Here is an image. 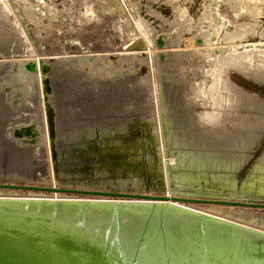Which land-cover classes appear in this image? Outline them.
Masks as SVG:
<instances>
[{
    "label": "rangeland",
    "instance_id": "obj_1",
    "mask_svg": "<svg viewBox=\"0 0 264 264\" xmlns=\"http://www.w3.org/2000/svg\"><path fill=\"white\" fill-rule=\"evenodd\" d=\"M232 1L0 0V85L15 63L32 61L27 63L38 72L32 75L31 85L23 81L30 88L23 95V110L0 104V121L7 130V125L36 119L46 131L42 151L38 145L25 148L12 140V154L0 153V184L38 185L29 180L35 178L58 189L171 197L166 188L167 166L175 165L177 159L167 157L168 144L177 151L188 140L192 145L188 146L199 151L207 143L215 144L210 142L216 141L214 138L224 143V136L244 134L251 136L245 142L233 139L229 146L222 144L229 147L225 151L230 156L239 157L232 167L212 164L202 170L193 167L195 163L184 168L172 166L173 192L219 189L220 193L226 190L264 197V68L256 70L261 58L251 55L242 69H228L222 80L234 92L235 101L224 106L216 119L209 120L206 114L218 111L217 103L202 104L200 94L209 91L213 83L221 59L218 54L211 56L215 50L225 48L232 54L264 51V45H259L264 42L260 37L264 34V9L257 16L241 12L236 17ZM236 22L256 23V33L242 43L247 48L224 38L226 29H234ZM216 23L224 28L215 36ZM163 34L170 35L172 42L165 51H158L153 39L166 37ZM207 36L214 41L205 42ZM18 77L25 80L27 76ZM213 87L217 91L216 84ZM13 92V88L0 91V98ZM49 109L55 114L54 138L49 135ZM217 147L211 151L224 153ZM39 192L89 200L95 196ZM214 206L194 208L237 220L240 216L264 220V211Z\"/></svg>",
    "mask_w": 264,
    "mask_h": 264
},
{
    "label": "water",
    "instance_id": "obj_2",
    "mask_svg": "<svg viewBox=\"0 0 264 264\" xmlns=\"http://www.w3.org/2000/svg\"><path fill=\"white\" fill-rule=\"evenodd\" d=\"M164 37L158 45H165ZM0 188L52 191L5 184ZM173 193L181 199L172 200L216 204L226 190ZM185 195L192 199H183ZM240 206L264 209V197L245 195ZM0 264H264V233L169 207L0 200Z\"/></svg>",
    "mask_w": 264,
    "mask_h": 264
},
{
    "label": "bare ground",
    "instance_id": "obj_3",
    "mask_svg": "<svg viewBox=\"0 0 264 264\" xmlns=\"http://www.w3.org/2000/svg\"><path fill=\"white\" fill-rule=\"evenodd\" d=\"M231 6L234 9L233 10L234 12L232 14L235 13L236 17L241 12L247 13L249 15L255 13V16H257L258 13L261 12L262 9H264L263 8L264 7V0H233ZM232 8H231V10H232ZM256 13H257V15H256ZM225 15H226V13H225ZM244 16H245V14H244ZM227 17H228V15H227ZM220 18H221V23H223L224 18L222 16V14L220 15ZM225 18H226V16H225ZM252 19H254V18L252 17ZM232 20H233V18H232ZM245 23L244 24H238L237 22H236V24L233 23V26L232 27H234V29H231L230 28L231 26L228 27L226 29L224 38L227 41H229V40L230 41H233V42L234 41H237L238 43H241L242 44L244 42V40H247L251 35H254L256 33V30H255L256 23L254 25H252V26H250L249 24H245ZM215 25H216L217 28L219 27L218 29L216 28L217 29L216 32H215L216 29L214 30L215 33L213 32L215 34V36H216V35L219 34V32L222 30V28H224V26H223V24L221 26H217V23ZM163 35H166V34H163ZM158 37L156 38L157 39L156 42L153 39L154 46H155L156 50H158V51H165L166 48H167V46H168V44L170 42H172V38H171L170 35L167 34L166 37H164V41H163V43L165 42V46H161V45H158L157 44L158 39H161V38H158ZM211 37L210 36L205 37L204 38L205 39V42H208V41L209 42H211V41L213 42L214 41V38L213 37L211 38ZM260 37L263 38L264 37V34H260ZM229 44H230V42L228 43V45ZM231 44L233 45V43H231ZM259 45L261 47V45H264V42H260ZM234 46H236V45L234 44ZM238 46H244V47L247 48V45L246 44L245 45L242 44V45H238ZM208 47H210V46H208ZM248 47H250V46H248ZM224 49L221 48V49L215 50V52H213V54L211 53L212 54L211 55L212 57H214V56H216V54H218V56H220L221 59H220L219 62L215 59L218 62V68H217V70L214 73V76L215 77H214L213 83L211 84V86L209 88V91L200 92L201 99H202V104H206L207 106H211L212 103L215 101V103H217L216 105L219 108L218 111H213L211 113H207L206 114V116H207V118H209V120L210 119L211 120L216 119V117L219 116V113L222 110V108L224 106L228 105V103H230V102L233 101L232 100V97H233L234 92L231 91L228 88V86L226 85L225 81L222 80L223 78H225V74H226V72L228 71L229 68L230 69H232V68H234V69L235 68H241L242 69V67H244L247 64L248 59L251 57V55H256L257 57H260L261 58V60L258 62V65L261 64L262 67H260V66L257 65V67H256L257 69L256 70H258V68H264V51H256L254 49L253 50L254 52H252L250 50V51H248L249 53L248 52L247 53L246 52H243V53H238V54H232V53H228L230 50L229 51H225ZM234 51H236V50H234ZM27 62H32V61H25L23 63H20V62L15 63L12 66V73H10L8 79H6L5 83H3L2 85H0V91H4V90H7V89H11V88L14 89V92L11 93V94H9V95H7L5 99L2 100L0 98V104H3V105L7 106L10 109H13L14 111L18 110L17 109L18 106H21L20 109L23 110V105H24V103H23L24 102L23 101V95H24V92H26V91H28L30 89L28 86H26V84H29L30 83L29 85H31L32 75H34V76L38 75V72L36 73L34 71V68H33L34 66L31 63H27ZM211 64L212 63H210V66H211ZM213 66H214V64H213ZM145 69L146 68H143L142 69V73H146L147 72V71L145 72ZM254 69H255V67H254ZM19 75L21 76V78L24 75H26L27 77L25 78V80L24 79H22V80L20 79L22 81L21 82L20 80H17V77ZM229 80H231V79L229 78ZM23 81H25L26 84H24ZM44 84L46 85L45 86L46 87V92H48V93L51 92L50 91V86H49V84H47L46 79L44 80ZM213 84H216L217 91L213 87ZM261 106H262V102H261ZM258 112H259V110H258ZM260 112H262V111H260ZM48 113H49L48 114L49 115V117H48L49 119L48 120L50 122L49 123L50 124L49 135H50L51 138H54L56 136V124L54 125V122H55L54 115L55 114L52 111V109H49L48 110ZM263 123L261 125H264ZM10 125L9 126L7 125V130H6V127L4 128V126L2 125V123L0 121V153H4L5 151H7L9 153L12 152V150H13L12 148H15L14 147L15 143L12 140L18 142L22 147H25V148L26 147L29 148L31 146H36V145H38L41 148V151L44 148H46V147H44L45 138H46L45 128H44V126H42L40 124L38 125L36 119L33 120L31 123H28V124L22 123V124L17 125V126L16 125H13V126L11 125L10 126ZM226 125H227V127H229L232 130L235 129L233 126L230 125V123L229 124L227 123ZM247 125H249V124H247ZM254 127H257V125H255ZM8 129H9V131H8ZM258 129H260V128H258ZM260 130H262V129H260ZM6 134H8V136ZM228 134H230V133H227V135ZM194 136H196V134ZM194 136L191 135V137H194ZM233 136L234 135H232V137ZM191 137H188V138H191ZM211 137H212V135H211ZM249 137H251V136L250 135H244V134L243 135H237V134H235V138H231V137H228V136H224L223 137V140L224 139L227 140L224 143H222L220 140L218 141L217 138L216 139L214 138V140H216V141H210V140H208V142L209 141L210 142H214L215 144H212V143L209 144V143H207V145H205V147H203V148H206L207 151L202 150L203 148H201L199 151H197V148L196 147L195 148L194 147H190L192 145H190V141L188 143V140L185 143L184 147H181L177 151H173L174 148H172L170 146V144H168L167 147H168L169 150H167V157L169 155L175 156V158L177 159L176 164L180 168H184L185 165H188V163L189 164L190 163L191 164L192 163H195V164H193V167L195 165V167H197L199 169H202V170L203 169H206L207 166L212 165V164H214V165L215 164H219V165L220 164L221 165L226 164V165H228V168H229V167H232V164H234L233 160L236 161V160L239 159V157L236 156V155H235V158H233L232 156H230L231 154H229V151H225V149L226 148H229V147L223 148L222 147V144H223V146L224 145L225 146L226 145L229 146L227 144V143H229L228 141L233 140V139L234 140H237L238 139V141L240 140L241 142H245L247 140V138H249ZM197 141H198V139H197ZM200 141H203V140H200ZM238 141H236V142H238ZM18 143H17V145H18ZM188 144L190 146H188ZM199 144L200 143H198L197 145H199ZM217 145H218L217 149L219 148L218 151L219 150H224L223 151L224 153H219L217 151H211ZM200 146L201 145H199L197 147H200ZM17 149H18V147H17ZM233 154H236V153H233ZM0 156H1V154H0ZM10 157H11V155H10ZM17 157H18V155H17ZM173 160H175V159H173ZM14 161H16V160H14ZM14 161L12 160L11 162L13 163ZM171 161L172 160L170 159V162ZM7 162L9 163L10 162V159ZM229 162H231V163H229ZM237 162H239V161H237ZM237 162H235V163H237ZM0 165H2V164H0ZM9 165H8V167H9ZM175 165H168L167 166V177H166V179H167V185H166V188L169 191V194L171 195V197L170 196H156V195L155 196H152V195L139 194V193H127V195L129 197H114V196H109V195H105V194H110V193H118L119 194L121 192H110V191H106V190H92V189H86L85 190L84 188L78 189V188H69V187L67 188L66 187V189L72 190V191H86V192L105 193V194L90 196L91 200H89L88 198H84V197L83 198H79V196H77V197H70L69 198L68 196L70 194L67 196L65 194L57 193V192H52L51 194L48 192L49 195L47 196V195L44 194V192H39V191H34V190L31 191V190H23V189H5V188H0L1 189L0 190V200H3V201L44 202V203H65V204H89V205H92V206H114V205H116V206H130V207L135 206V207H140V208H145V207H148L149 208L151 206H153V207L156 206L157 207V210H159L160 207H169L172 210H185V211H189L191 213H196V214H199V215H202V216L211 218V219H215V220H218V221H223V222H226V223H230V224H233V225H237V226H240V227H245V228H248V229H251V230H254V231H258L260 233H264V223H262V221H264L263 219H256V218L247 217V216H240L241 219L240 220H237L236 217H234V216H227V215L218 216L217 214H213V213L208 212V211H206V213H207L206 214V213H204L205 211H203L205 209H203V210H201V209L200 210L199 209L197 210L196 209L197 208L196 207L197 205H208V206H210V205L214 206L215 205L217 207H220L221 209L222 208L233 209L234 207H238V208H249V209H255V210L264 211L263 208H251L249 206H240V203L242 201V197L244 198L245 195L237 194V193H234V192H230V193L223 194V192H222L223 199L217 200L220 203H216V204H200V203H193V202H187V201L172 200L173 197L175 199H181V198H176V196L173 193V190L174 189H172V180L171 179L173 178L172 177V174H173V168H174L172 166H175ZM188 166H191V165H188ZM197 168L190 169L191 173H192V170L195 171ZM4 170H5V168H4ZM11 173H12V171H11ZM193 173H195V172H193ZM5 176H12V175H5ZM13 177H16V176H13ZM111 177H113V176H111ZM26 179H29V178H26ZM29 180L36 181L38 183V185L25 184V185H20V186L37 187V188H49V189H52V191H54V190H61L60 187H59V189L57 187H54V186L52 187V184H51V187H50V186H48L50 183H44V182H42V181H40L38 179H35V178L34 179H29ZM143 183H144V181H143ZM5 185H15V184H5ZM63 189H65V188H63ZM156 191L158 193V190H156ZM212 192L213 193L214 192H219L220 193V191H218V190L212 191ZM206 193H210V191L207 190ZM80 195H88V194H80ZM183 199H192V198H188V196L185 195ZM231 201H236V202H231ZM224 203H226V204H224ZM230 203H236L237 205L236 204H230ZM194 207H196V208H194Z\"/></svg>",
    "mask_w": 264,
    "mask_h": 264
}]
</instances>
